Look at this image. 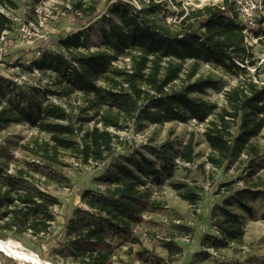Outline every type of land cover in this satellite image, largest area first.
<instances>
[{
    "label": "trees",
    "instance_id": "16d2710c",
    "mask_svg": "<svg viewBox=\"0 0 264 264\" xmlns=\"http://www.w3.org/2000/svg\"><path fill=\"white\" fill-rule=\"evenodd\" d=\"M228 1L223 3L229 5ZM100 2L72 0L71 8L83 19L98 14ZM0 5L15 14L18 0H0ZM221 6L207 4L192 8L174 28L154 16L162 10L160 3L151 1L137 7L130 1L116 0L110 11L114 17L108 18L109 28L97 50H80L86 43L76 33L61 38L63 50L45 49L34 58L30 68L54 75L56 84L66 93L77 90L91 96V104L96 106V123L84 131L81 142L75 139L78 127L71 120L53 128L49 158L55 159L60 150H70L75 156L101 162L114 152L115 135L109 127L121 128L125 120L163 123L195 119L206 123L204 136L210 148L207 160L217 169L242 153L256 162L261 153L253 139L264 129V84L249 73L248 67L255 64L253 46L246 45L243 26ZM14 22L0 11V32L12 31ZM255 33L260 40L264 37V27L256 29ZM120 60L124 63H118ZM187 60L193 63L184 68ZM201 63L238 77L237 83L225 91V103L215 110L211 119L209 116L216 104L210 103L203 94L209 88H218L221 79L213 75L196 76ZM42 112L58 120L68 117L66 108L51 101L42 107ZM22 113L25 118L21 117ZM21 120L34 122L24 109L1 107L0 125ZM195 145L191 136L178 150L177 157L172 158L173 162L178 165L177 158L193 162ZM154 148L155 152H164L160 146ZM137 164L139 171L157 172L154 161L145 155L137 159ZM99 179L108 185L107 189L104 192L83 190L81 198L89 209H79L64 225L69 235L66 243L56 249L63 255H71L79 264H111V241L124 238L138 242L133 227L142 220L140 212L162 208L158 201L148 199L135 169L123 166L118 171H107ZM172 185L191 204L201 201L198 187L185 181ZM247 192L252 193L251 188ZM234 202L247 212L252 211L240 198L223 199L219 208L224 220L216 224L222 237L215 233L207 235L210 244L217 248L243 240L241 216L231 209ZM58 203V197L31 184L22 170L0 174V226L3 230L28 228L36 236H56L59 232L53 227L56 215L52 208ZM0 238L7 236L0 232ZM163 245L171 255L183 252V247L172 239L163 240ZM139 255L144 261L160 263L162 260L149 257L143 251Z\"/></svg>",
    "mask_w": 264,
    "mask_h": 264
},
{
    "label": "rangeland",
    "instance_id": "374dc122",
    "mask_svg": "<svg viewBox=\"0 0 264 264\" xmlns=\"http://www.w3.org/2000/svg\"><path fill=\"white\" fill-rule=\"evenodd\" d=\"M115 1L101 0L98 14L82 19L72 11V0H18V6L14 9L13 30L1 44L4 52L0 56V109L5 105L16 111L24 109L34 122L21 120L0 125V174H15L22 170L31 184L58 197L60 203L52 209L56 215L53 227L59 234L36 236L28 228L3 230L1 226L0 232L7 236L6 239L12 238L22 243L26 250L36 252L54 264H79L71 255H63L56 250L66 243L69 235L64 225L79 209H89L81 198L85 188L104 192L108 185L99 177L109 170L118 171L127 166L139 172L140 186L147 190L148 199L158 201L162 208L140 212L142 220L133 227L138 242L124 238L111 241V264H264V129L253 139L261 153L256 162L241 154L217 170L206 167L210 163L207 160L210 148L205 140V130H201L193 119L163 123L125 120L121 128L109 127L115 135L114 152L101 162L75 156L70 150H60L55 159L49 158L53 128L71 120L78 127L75 139L81 142L84 131L96 123V106L91 104V96L81 91L66 93L56 84L54 75L30 68L31 61L45 49L63 50L61 38L76 33L86 43L80 50H97L109 28L108 18L114 17L110 11ZM126 1L137 7L151 1L160 3L162 10L154 16L175 28L190 9L218 4L223 0ZM26 19L32 24L29 33L22 36L18 32V24ZM38 50L42 51L40 55L36 54ZM252 53L255 64L248 67L249 73L263 85V36L254 44ZM118 63L123 64L124 60ZM192 63L187 60L184 68ZM14 67L15 70L12 69ZM20 74L26 76L23 82L14 80ZM200 74L221 79L218 88H209L203 94L210 103L216 104L209 116L211 119L215 110L225 103V91L237 83L238 77L206 63H201L196 76ZM49 101L66 108L68 117L58 120L45 116L42 107ZM21 117L25 118L23 113ZM98 125L102 128L101 123ZM191 136L196 143L194 165L186 167L175 164L172 158L177 157L178 150ZM154 146H160L164 152H155ZM141 155L154 161L157 172L139 171L137 159ZM177 181L198 187L201 201L193 205L183 199L172 185ZM207 185L210 186L207 188ZM250 188L252 193L247 192ZM226 197L242 199L251 206L252 211L247 212L236 202L232 204L231 209L239 213L242 219L243 240L217 248L210 244L207 235L219 229L217 222L224 220L219 204ZM169 239L181 245L183 252L171 255L163 245V240ZM140 251L162 260L160 263L144 261L139 255ZM0 252L2 264H30L2 250Z\"/></svg>",
    "mask_w": 264,
    "mask_h": 264
},
{
    "label": "built area",
    "instance_id": "2783aa9c",
    "mask_svg": "<svg viewBox=\"0 0 264 264\" xmlns=\"http://www.w3.org/2000/svg\"><path fill=\"white\" fill-rule=\"evenodd\" d=\"M224 0L221 3L222 8L224 11L231 16L232 18H235V20L243 26V32L245 35V43L248 46H254V44L258 41V36L255 33L256 29L263 28L264 27V0H229V5H225ZM0 11L5 13L7 16L15 19V15L11 9H8L6 7H3L0 5ZM32 22L29 21H21L19 26V32L20 35L25 36L27 33H29L30 25ZM8 30H3L0 32V56L3 54L4 47L1 45L2 42L6 39V37L9 35ZM42 53L41 50H38L36 54L40 55ZM15 70V67L12 68ZM15 72V71H14ZM26 78L25 75L20 74L19 76L14 77V80H18L19 82H23ZM195 122H197L195 119H193ZM198 126L201 128V130H205V123L197 122ZM242 155L247 157V154L242 153ZM176 162L179 165L191 167L194 165L193 162L189 161H183L179 158L176 159ZM206 167L217 170L215 166L212 164H207ZM210 185H207L208 188ZM214 233L222 237V233L220 229H216ZM22 248V247H21ZM17 259V258H15ZM51 264H54L51 262Z\"/></svg>",
    "mask_w": 264,
    "mask_h": 264
},
{
    "label": "bare ground",
    "instance_id": "6f19581e",
    "mask_svg": "<svg viewBox=\"0 0 264 264\" xmlns=\"http://www.w3.org/2000/svg\"><path fill=\"white\" fill-rule=\"evenodd\" d=\"M22 247V248H21ZM0 250L14 256L17 259L24 260L30 264H51L50 261L42 258L36 252H31L23 247L22 243L14 241L12 238H0Z\"/></svg>",
    "mask_w": 264,
    "mask_h": 264
}]
</instances>
